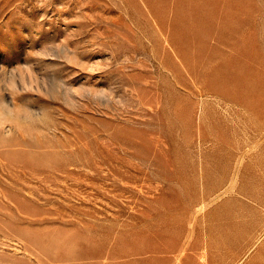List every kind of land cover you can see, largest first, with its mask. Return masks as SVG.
<instances>
[{"label":"rangeland","instance_id":"obj_1","mask_svg":"<svg viewBox=\"0 0 264 264\" xmlns=\"http://www.w3.org/2000/svg\"><path fill=\"white\" fill-rule=\"evenodd\" d=\"M0 264H264V0H0Z\"/></svg>","mask_w":264,"mask_h":264}]
</instances>
